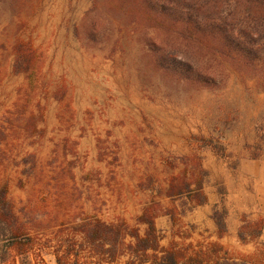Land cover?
<instances>
[{
	"label": "rangeland",
	"instance_id": "rangeland-1",
	"mask_svg": "<svg viewBox=\"0 0 264 264\" xmlns=\"http://www.w3.org/2000/svg\"><path fill=\"white\" fill-rule=\"evenodd\" d=\"M98 3L0 0V187L8 184L21 227L42 243L86 218L135 226L149 187L161 191L185 159L199 156L210 201L182 221L195 226L192 241L207 237L213 208L226 209L219 179L236 181L246 156L264 160V70L199 60L203 51L186 46L179 29L143 26L146 19L119 10L121 0ZM156 37L162 44L145 43ZM19 41L39 55L33 84L14 72ZM169 51L176 62L193 55L215 85L187 81L177 63L156 62ZM194 136L222 153L197 146L190 155ZM167 137L176 141L157 154ZM156 224L166 246L171 222ZM39 245L24 264H37ZM43 259L55 263L51 252ZM0 264H13L1 242Z\"/></svg>",
	"mask_w": 264,
	"mask_h": 264
},
{
	"label": "trees",
	"instance_id": "trees-1",
	"mask_svg": "<svg viewBox=\"0 0 264 264\" xmlns=\"http://www.w3.org/2000/svg\"><path fill=\"white\" fill-rule=\"evenodd\" d=\"M99 0H94V7ZM114 1V0H110ZM119 10L124 14H137L146 19L143 26L149 28L179 29L186 46H196L202 52L199 60L221 59L237 69L264 70V0H121ZM99 26L91 23L90 29ZM157 43L161 39H146L145 43ZM16 74L25 75L33 84L38 74L39 55L29 42L19 41L15 46ZM176 53L169 51L156 62L180 66L184 78L203 86L215 85V75L209 69L197 66L193 55L185 54L176 62ZM179 57V56H178ZM195 65L197 67H195ZM249 69V70H250ZM214 74V73H212ZM200 149L212 148L222 153L210 139L192 137ZM186 167L170 178L168 187L160 196L181 201L193 207L208 203L203 184L206 172L199 156L185 159ZM9 187H0V242L2 253L13 256V264L32 254L39 245L37 264H45L43 255L51 252L54 264H264V243L259 238L264 231V218L251 219L241 216L237 238L240 244H253L255 250L245 254L221 243L227 234L224 208H213L211 219L215 225L212 234L192 241L195 226L184 224L176 206L162 209L152 201L137 217L135 226L123 220L107 223L100 219L86 218L79 223L64 226L52 239L37 240L27 234L8 199ZM169 216L172 233L166 246L164 236L156 226L159 216ZM4 263V262H3Z\"/></svg>",
	"mask_w": 264,
	"mask_h": 264
},
{
	"label": "crops",
	"instance_id": "crops-1",
	"mask_svg": "<svg viewBox=\"0 0 264 264\" xmlns=\"http://www.w3.org/2000/svg\"><path fill=\"white\" fill-rule=\"evenodd\" d=\"M191 140L192 141L190 140L189 141L191 145L195 148V151L191 152L190 155L197 154V153L199 154L200 150H197L196 142L193 139ZM172 141H176V140H173L172 138L168 139V137L166 140L163 139V142L161 143L160 148L157 151V154L158 152H162L161 154L163 155V151L170 147L169 144ZM165 145H168V146H165ZM168 167L169 166H167L166 168L170 169ZM202 168H203V164H202ZM237 169H238L237 179L235 181V179L233 178V182H231V184H229L227 180L223 182L222 179H219L220 184L224 183L226 185V191H227V199L224 203L226 206V209L225 208L224 209L227 211V217L225 219V223L227 227V234L221 240V243H223L225 246L229 247L230 249H235L239 252L248 254L254 251L255 246L253 244H247V245L240 244L237 238V232L241 224L240 219L242 215H247L250 218H253V217L264 218V160L262 159L254 160L246 156L245 158L240 160V163ZM224 170H227V168ZM167 187L168 185L166 184L165 187L161 188V191H160V188L157 189V188L150 186L149 188L151 189L148 191L151 193L152 196L150 200H148L144 204L142 210L152 201L157 202L161 206L162 209H167L172 206H176L180 212L185 211L184 215L183 214L180 215V219L182 221L183 217H185L188 213L193 212L197 208H200V207L203 208V206H205V205L197 206V207L192 206V209L190 210L191 205L189 204H187L185 207H182L181 205L179 206L177 205V203H175L178 200L172 203L171 199L163 195L160 196L158 194L159 192L164 193ZM165 201H169V202L167 204H163ZM209 201L210 199L208 197V202ZM142 210L140 214L142 213ZM199 210H201V208ZM162 217H167L169 221L171 222L170 217L166 215L159 216L156 219V222ZM214 231H215V226L213 223V229L210 231V233L212 234L211 239L213 240H215ZM259 242L264 243V231H262V235L259 238Z\"/></svg>",
	"mask_w": 264,
	"mask_h": 264
}]
</instances>
